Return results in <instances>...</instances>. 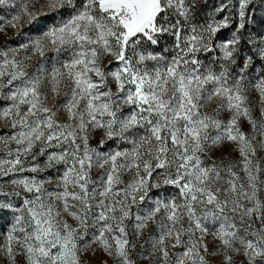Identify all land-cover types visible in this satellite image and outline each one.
Returning a JSON list of instances; mask_svg holds the SVG:
<instances>
[{"label": "snow or ice", "instance_id": "obj_1", "mask_svg": "<svg viewBox=\"0 0 264 264\" xmlns=\"http://www.w3.org/2000/svg\"><path fill=\"white\" fill-rule=\"evenodd\" d=\"M250 2L240 0L237 31L219 43L224 66L214 70L213 63L220 62L215 56L207 65L197 56L201 52H216L213 38L229 26V17L222 20L213 17L206 24H192L185 0H82L79 6L76 0H0V7L12 10L5 24H0V32L5 25L19 28L22 21L39 23L42 16L64 8L70 10L66 15L53 16L51 22H45L35 33H25L26 39L19 45L0 49V92L7 87L9 94L5 98L11 101L9 107L0 110V119L10 118L9 126L17 129L11 136L0 137V143L17 145L14 151L8 150V158L0 159V177L35 172L37 167H25L28 156L35 160L48 148L68 145L47 156L49 166L60 162L66 166L58 183L61 191H42L46 181L34 178L11 180V184L32 194V198L25 196L23 206L12 209L18 215L7 236L9 264H16L15 257L19 254L25 256L27 264H85L81 257L92 243L98 244L117 264H135L130 256L135 244L129 240L125 221L131 217L133 205L144 204L146 198L152 200L149 197L152 188L166 185L177 188L178 196L152 200L143 214L135 216L134 224V234L139 237L163 213L158 222L159 238L153 248L160 252L164 264L170 260L167 240L172 241V248L184 249L173 254L171 264H208L201 252L208 253L204 238L209 234L223 245L222 264H232L229 251L239 254L235 241L244 248L248 264H264V202L258 197L264 181L258 180L261 170L250 159L255 148L238 124L243 117L256 134L264 136V121L258 125L247 105L245 72L254 63V56H243L234 75L229 69L238 57L241 40L238 32L245 27V9ZM170 8L190 25V33L183 41L179 20L164 23ZM161 13L166 15L160 17ZM164 33L175 36L179 49L170 60L144 47L158 45L159 36ZM250 43L257 44L255 40ZM49 49L55 53L70 51L71 55L64 60L57 58L58 66L51 68L42 62L29 74L26 62L36 55L44 57ZM21 51L23 56L19 55ZM256 55L264 62V39L260 40ZM105 56L118 62L115 70L103 69ZM148 61L156 64L149 66ZM109 77L116 92L107 87ZM65 81L70 83L71 93L53 111L46 106L47 96L41 89L48 83L51 94L56 96ZM252 87L259 93L264 116V72L255 77ZM217 98L221 103L215 115L202 111ZM123 105L131 111L120 116ZM61 110L67 111L69 120L75 123L59 124L55 117ZM222 111L232 113L227 123L217 118ZM97 129H103L104 133L101 146L105 138H118L130 143L131 149L105 153L90 147V135ZM134 129L143 132L125 135ZM226 141L239 145L247 185L229 166L228 187H216L223 169L215 164L206 166L202 161V155ZM38 143L40 148L33 152ZM105 166L104 175L98 182L93 181L91 170ZM132 171L133 178L124 184L123 174ZM121 184L123 188L118 187ZM90 185L98 186L90 191ZM70 186L79 190L70 191ZM0 196H20V192L6 193L0 188ZM57 203L78 222V227L61 219ZM6 208L12 205L0 203V209ZM72 208L76 211H71ZM229 212L236 215L230 216ZM237 216L241 223L247 218L249 228L253 216L260 221L262 227L251 233L255 239L239 234ZM90 221L98 227L85 241ZM217 221L219 227H208L209 222Z\"/></svg>", "mask_w": 264, "mask_h": 264}, {"label": "rangeland", "instance_id": "obj_2", "mask_svg": "<svg viewBox=\"0 0 264 264\" xmlns=\"http://www.w3.org/2000/svg\"><path fill=\"white\" fill-rule=\"evenodd\" d=\"M42 2V0H41ZM82 2V0H76L77 5ZM239 2L240 0H185V6L190 9L191 22L195 25L206 24L210 21L211 18H215L216 20H222L225 16L229 17V26L227 28H222L213 38V45L216 48V52L212 53H199L197 58L202 61L203 64L207 65L210 63V58L215 56L219 63H213V68L221 69L224 66L222 61V53H219V43L221 41L226 40L231 36L233 32L237 31V25L239 23ZM39 7V4H37ZM70 10L67 8L61 9L58 13H50L48 16H42L40 18L39 23L29 24L27 22L22 21V26L19 28H12L11 26L5 25L4 31L0 32V49H4L5 47H15L22 43L26 37L25 33H35L38 31L40 27L44 26L45 22H51L52 17L63 16L66 15ZM246 16H245V27L240 30L238 34L241 37L239 47L238 57L236 59L235 64L229 65V69L234 75L239 71L240 65L242 64V57L253 55L254 63L249 65V68L245 72V76L247 77L245 80L246 85V95H247V105L251 109L252 117L257 121V124L264 121V116L261 114V105H260V97L258 91L252 87V84L255 83V77L264 72V62L260 60V58L256 55V49L259 46V42L261 39H264V0H251L250 4L246 7ZM12 10L6 7H0V24H5V21L10 18ZM166 15V13H161L160 17ZM168 20L164 21L165 24L168 22L175 23L177 20L180 21L181 28V40L185 35L190 33V25L183 17L178 16L173 9H168L167 12ZM160 17H157L158 21ZM58 22V21H57ZM250 40H255L257 44L250 43ZM183 46V44H181ZM144 47L149 52H154L158 55H163L166 59H171L173 56L177 54L179 49L176 48V38L174 35L169 33H164L159 36L158 45H150L145 44ZM23 51L20 52V56H23ZM70 51L61 50L60 53H55L53 50L49 49L46 51L44 57H40L38 55L33 56L30 61H27L26 71L29 74H32L36 68V66L40 63H45L49 68L57 65V58L60 60L68 59L70 57ZM51 58V59H50ZM147 64L149 66L155 65L156 61H148ZM118 62L111 56H105L102 60L101 66L107 72L109 69L115 70ZM191 67V65H189ZM254 69V71H253ZM6 79V77H5ZM94 79H96L94 77ZM251 81V83H250ZM16 83H19L17 81ZM51 85L45 83L42 87L41 92L47 96V100L45 101L46 106L56 111V109L62 105L67 99L68 94L71 93V85L67 81H65L60 87V94L53 96L50 92ZM107 87L111 88L113 92H116V85L112 81V78H108ZM208 87H211L209 85ZM5 94H9V89L5 87L2 92H0V110L5 107H9L11 105V101L5 98ZM221 101L217 98L210 102L204 109L203 112L208 115H215V109ZM83 102H81V105ZM25 106H21V111H23ZM131 109L127 105H123L120 109L118 115L125 116L127 115ZM232 116L231 112L222 111L220 115L217 117L224 123H227ZM56 121L59 124H74L75 121H70L68 117V113L65 110H61L57 112L55 117ZM240 130L245 133L246 137L249 138L255 148V155H250V159L252 160L253 166L259 165L260 172L258 176V180L264 181V147H261V141L264 140V136L258 135L254 132L252 125L248 122L247 119L241 117L238 121ZM10 118H2L0 119V137H8L13 135L17 129H13L10 126ZM142 129H134L128 133H125L126 136H133L135 134H142ZM215 135V132L212 133ZM104 138L103 129H97L95 132H92L89 139V146L97 149V151L110 153L118 149H131L132 145L130 143H125L119 140L118 138H114L112 140H107L105 138V143L101 146L100 141ZM76 143H80V140L77 139ZM67 144L62 145L57 148H48L45 151L44 155L37 156L35 160L32 159L31 156L25 160V167L32 168L37 167V171H22L15 174H9L7 176L0 177V188L6 193H13L16 191L20 192V196H0V203H8L12 205V208L0 209V264H9V257L7 255V246H8V232L11 230L12 224L15 222V217L18 213L13 212V208L22 207L23 206V198L27 196L28 198H32V194L24 192L21 188L16 185L11 184V180L20 179V178H34L38 181H46L43 183L42 191L45 192H57L62 189L58 187V183L60 178L63 175L65 170V164L63 162L54 163L52 166H49L47 163V156L52 152H60L62 148H67ZM17 145L12 142L7 145L0 143V159H6L7 152L9 149L15 150ZM40 148V144L38 143L36 147L33 149V152H36ZM202 161L206 166H212L213 164L217 165L221 169V177L222 179L216 185V187L227 188L228 185L226 180L229 178L228 168L232 166V170L237 173L240 177L241 182L247 185L246 174L243 172V157L240 155L239 145L226 141L222 145L218 147H214L210 149L206 154L202 155ZM105 168H93L91 170V179L93 181H99L100 178L104 175ZM162 171L160 169L157 170ZM134 175V171L126 172L123 174L122 179L124 184L128 183ZM153 176H156V173H153ZM162 179V177H161ZM50 181V182H47ZM124 184L119 185L118 187L123 188ZM98 185H90L89 190L91 191L92 187ZM69 190L78 191L79 189H72L71 186ZM158 194V195H157ZM179 194V190L172 185L162 186L160 189L152 188L149 192V197L152 200L160 198H168L176 197ZM223 197V193H221ZM258 197L264 202V185H261V191L258 192ZM152 200L146 198L145 203L141 205H133L131 208V217L125 221V224L128 226L129 232V240L135 244V248L132 249L130 256L131 259L135 262V264H164V261L161 259L160 252L153 248V243L155 240L159 238L160 229L158 227V222L161 219L163 213L157 215L156 222H150L148 228L143 231V234L137 237L134 234V224H135V216L137 214H143L146 211V206H151ZM57 206L60 208L62 213L61 219L67 220V222L72 227H78V222L72 217L68 216L67 213L63 212V205L57 203ZM251 206V205H249ZM71 211H76L75 208L70 209ZM227 211V210H226ZM230 216L236 215L234 213L229 212ZM219 221L216 223L209 222L208 227L210 229H215L219 227ZM237 227L240 229V235L247 236L248 239H255L251 233L256 232L258 229L262 227L260 221L253 216V222L251 223V227L249 228V221L245 218V221L241 223L239 217H236ZM185 227L188 226L187 220L184 222ZM96 225L89 222V227L87 231V235H85L84 240H89V237L93 235L97 231ZM247 229V231H245ZM19 235V233H16ZM197 233V237H198ZM197 237H193L196 239ZM183 239H187L184 237ZM81 244L84 241H80ZM171 240L165 241V245L168 247L170 253V260L175 259L174 253L182 252L183 247L172 248ZM204 243L207 244L208 253L201 252L202 255H205V259L208 261V264H222L224 259V248L221 242L214 238L211 234L205 236ZM14 249L17 248L15 243L12 244ZM234 247L240 249L239 254L233 253L231 251L228 252V255L232 257V264H248V257L244 255V248L240 245L239 241L234 242ZM95 250V251H94ZM218 252L217 255H211V253ZM81 259L85 262V264H102V262L106 261L107 264H117L113 257H109L106 253L103 252L102 249L99 248V245L96 243H92L91 246L84 252ZM258 261L261 258H257ZM16 264H27L26 258L23 254L16 255L15 257Z\"/></svg>", "mask_w": 264, "mask_h": 264}]
</instances>
